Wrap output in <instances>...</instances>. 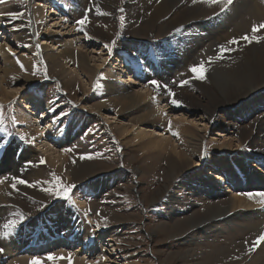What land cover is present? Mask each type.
<instances>
[{"label": "rangeland", "instance_id": "rangeland-1", "mask_svg": "<svg viewBox=\"0 0 264 264\" xmlns=\"http://www.w3.org/2000/svg\"><path fill=\"white\" fill-rule=\"evenodd\" d=\"M187 1L175 4L174 11L165 6L159 11V18H152L156 20L152 26L140 18L142 11L136 7L135 0L0 2V42L13 54L27 55L29 50L22 43L21 30L31 28L32 53L39 58L37 67L24 61L22 73L5 75V81L0 83V165L3 164L0 185L6 177H18L35 185L17 184L9 201L1 206L0 248L4 251L0 254L8 247L3 243H7L16 231L25 225H30V230L21 252L5 258L0 264H13L16 256L42 260L50 255L59 256L64 250L82 257L88 264H227L229 259L232 264H258L254 257L257 251L260 253L262 245L251 253L248 248L260 232L245 230L247 221L240 218L249 210L234 212L240 219L226 224L216 215L224 209L212 213L217 220L212 216L210 222L201 217L212 203L234 196L227 181L217 180L215 175L221 170L209 164L205 151H217L218 146L226 148L225 144L231 143L233 154L241 155L258 169L264 168V71L261 70L264 42L247 44L240 40L237 44H228L234 37L239 39L250 33L252 25L264 18L252 19L248 26L245 23L247 12L239 13V18L222 17L233 10L239 0H233L224 12L219 5L198 0L197 3L205 8L203 20L217 17L215 25L225 30L222 37L214 39L216 45L213 46L208 43V36L203 35L205 31L201 26H185L184 29V24L180 23L185 4L187 7L196 4ZM152 2L150 8L158 5L159 0ZM258 2L264 3V0ZM7 13L18 15L13 19ZM85 17L83 26L77 23ZM258 34L264 35V30ZM48 35L73 39L78 44L74 46L77 54L86 56L85 65L81 66L76 58L72 66L75 72L69 67L52 66L47 52L55 51L54 45H40ZM199 43L202 46L208 43L204 51L211 49L204 58L198 55L203 51ZM220 45L232 51L221 53ZM218 55L223 58L209 59ZM181 59H184L182 64ZM201 60L206 62V78L194 79L190 69ZM100 64V69L96 68L94 73L89 71V67ZM174 64L180 67L173 68ZM170 66H173L170 71L165 69ZM103 70L116 75L115 79H123L121 84L127 83L135 90L144 84L152 86L150 81L153 80L167 85L166 90L161 88L175 94H168L166 102L174 109L169 115L183 117L197 127L200 134L194 138L196 145L185 146L186 142L176 137L167 125V134L158 137L161 138L159 144L166 143V148L159 153L154 143L157 142L156 134L163 133V129L132 125L138 114H131L130 110L96 109L95 87ZM2 72L0 70V76ZM245 73L250 74V78L253 75L256 84L255 90L249 93L241 95L237 88L230 86L223 94L216 86L219 83L216 76L222 75L234 82ZM183 80H191V83L182 84ZM32 96L38 97L35 106L26 105ZM172 99L180 104H172ZM19 109L38 118L33 124L39 126L44 139L52 143L51 148L62 151V160L55 163L45 159L47 153L39 147L38 140H32L27 133L29 129L24 127ZM210 112L211 122L206 120ZM53 126L64 136V147L46 136L48 128ZM172 146L184 155L180 157ZM9 148L12 150L7 156L15 161H19L26 148L34 149L36 155L34 160L16 163L14 169L4 157ZM82 156L91 159H81ZM41 157L44 163L40 162ZM29 167L39 168V173L33 176H39L41 181L31 180L34 178L27 173ZM55 176L64 184L75 185L71 199L43 190L53 188ZM212 185L219 186L218 195L208 193L207 188ZM53 210L55 215L59 213L79 221V231H72L68 225L54 234H41L42 221L50 217ZM248 215L246 217H252ZM10 220H20V223L4 236L8 230L3 226ZM47 238H52L50 245L44 244ZM225 238L234 244L229 253L226 249L230 245ZM221 247H226L223 253ZM217 256L225 257L217 261Z\"/></svg>", "mask_w": 264, "mask_h": 264}, {"label": "bare ground", "instance_id": "bare-ground-1", "mask_svg": "<svg viewBox=\"0 0 264 264\" xmlns=\"http://www.w3.org/2000/svg\"><path fill=\"white\" fill-rule=\"evenodd\" d=\"M153 1L155 2L156 0H153ZM180 1L181 0H159L158 5L150 8L149 6H151V4L153 3L152 0H135V2L137 3L136 7H138L140 11H142V15H140V18L142 19L143 22H150L151 26L154 25L156 22V20L152 21L153 20L152 18H159L158 16L159 11L160 12L163 11L164 10L163 8H165V6L171 7L172 10L170 11H174V8L176 7L175 4H179ZM258 1L239 0L238 3L234 4L235 5L234 9L228 10L227 13H224L222 17L229 18L230 15H232L233 17L239 18V13L243 14L247 12L248 19H246L245 23L246 25L249 26L252 19L254 20V19L264 18V7L262 6L264 5V3H261ZM168 2H172V3L176 2V3L166 5ZM187 2L193 3L191 0H188ZM185 7L186 8L184 9L185 10L184 15H182L181 22H180L184 24V29L186 28L185 26H190V27L191 26H195V27L201 26L202 31L203 32L205 31L203 35L208 36V39H209L208 43L210 42L211 45L213 46L216 45L214 44V39H216L217 41L218 37H222V34H225L224 29H221L220 26L217 27L215 25V23H217L218 18L209 17V18L204 19L205 20L204 21L202 17H204L203 13H204L205 8L201 4L196 3L193 6H189V7H187V5L185 4ZM184 21L186 22V24ZM218 28H220L221 30H219ZM191 30H192V33L195 34L194 30L193 29ZM241 30H245V28L241 27ZM21 32L24 34L22 43L25 44V46L28 48L29 54L27 55L13 54L9 51V49L2 42H0V58L2 61L0 65V68H1L0 70L3 71L2 75L0 76V83H3L5 81V79H3L5 78V75H12V76L16 75L17 76L18 73H22L24 70V66H25L24 61L28 62L32 66L37 67L39 65L38 56L32 53L33 46H34L33 45L34 40H33V37L29 36V34H31V28L27 30L22 29ZM27 32L29 33L27 34ZM97 32H99V30ZM65 39H61L60 37L53 38L51 35H48L43 38V41L40 43V45L47 44V43H52L54 45L53 48H55V51L52 50V51L47 52V56H48L47 59H49V61L52 63V66L53 65L59 66L64 69L66 67H69V69H71L72 72H75L76 71L75 68L72 67L75 59L76 58L79 59L80 65L83 66L85 65L86 56L83 53L79 55L77 54L78 53L77 49H75L74 46H77L78 44L76 42H73V39L71 40L70 39L65 40ZM200 39L202 40L203 38H200ZM208 43L203 46L199 43L203 51L200 52L198 55H204L203 58L206 56L205 55L206 53L211 51V49L208 50V52H206V50L204 51ZM183 52L186 53L187 49L184 48ZM42 60L44 59L42 58ZM114 60L121 61L118 58H114ZM183 62H184V59H181L180 64H182ZM21 65H23V67H21ZM100 66L101 64L99 66L97 65L95 67H89L90 68L89 71L91 73L92 72L94 73L96 68L100 69ZM174 66L175 67L173 66L165 67V69L170 71L172 67L177 68L179 65L174 64ZM257 69H259V65ZM217 70H220V69L217 68ZM217 70L215 71L217 72ZM261 70L264 71V67L261 68ZM113 76H116V75L109 73L108 70H103L102 74L100 75L101 78L96 83L97 86L95 87V93H94V95H98L96 97L97 101L95 102V105H94L96 109H98L99 111L101 110L106 111L109 109L111 110L117 109L118 111L123 110V109L130 110L128 111L129 113L138 114L136 118L133 120L132 125L134 124H137L139 126L146 125L149 127H154L152 129H155V128L163 129L164 134L157 133L156 134L157 137L155 138L157 142L154 143L155 145L154 147L157 150L159 149V153L161 152L162 149L166 148L165 142H162L161 144L158 143L161 140V138H158V137H163L165 134H167L168 132V128L166 129L167 125L169 126V130L172 131L176 137L186 142L185 146L188 144V148H190L191 146L194 147L196 145L194 143V140H195L194 138L198 137L200 134L198 133L199 131L197 130V127L187 122L183 117L181 118L176 117L175 114L174 116L169 115L170 113H172V111H174V109H172L171 107L173 105H169L166 102L168 98V92L165 91L166 89L165 90L162 88L157 89L155 85L146 87V85L144 84L140 87V89L135 90L132 87H129L127 83L121 84L120 82L123 79L121 78L115 79V77ZM249 76L250 74L245 73L244 76L242 77L240 76L239 79H235L234 82L229 81L228 78H225V77L222 78V75L216 76L218 77V80H219V81L217 80L219 83H217L216 86L219 87L220 91L223 94L226 93V90L228 88L230 89V86L231 87L234 86L235 89L237 88V92L238 93L241 92V95H243L242 93H249L255 90L256 88L254 79H252L253 75L251 76V78ZM30 80L31 79H29V81ZM37 98H38L37 96H34V97L32 96L30 99L26 101V105L32 104L33 106H35L37 102ZM21 101L23 100H20V102ZM19 111L23 117V122L25 124L24 127L29 129L27 133L32 137V140H35V141L38 140L39 147L42 149L43 152L47 153V155L45 156V159L51 162H55V163L62 160L64 158L62 151L57 152L53 148H51L50 146H52V143H48L47 140L44 139L45 137L42 136L43 133L40 132L39 126L36 125L35 127V125L33 124L35 121H38L37 120L38 118L31 117L30 115L25 113L23 109H19ZM210 115H211V112L209 113V115H207L208 117L206 116L207 117L206 120L211 122ZM47 126H51V125L48 124ZM262 128L264 130V127ZM30 129H33V132H31ZM48 129L49 130L46 136L47 137L49 136L51 138V141L57 143L58 145H60V147H64L65 138L57 130V127L53 126L52 128H48ZM259 129H261L260 125H259ZM148 143L149 145L151 144L150 141ZM225 145H226V148L222 146H218L217 151H211V152L208 150L205 151L204 156H206V158L210 161L209 164L214 165L216 168L219 167L218 169L221 170V173H217L215 175L217 180L224 179L225 182L227 181L229 184V188H231L232 192H234V196H231L227 200H219L217 202L212 203V205L209 206V211L207 212L204 211L205 213L203 217L201 218H205L206 220H210L211 222L213 220H217L214 216L218 215L221 218L219 220L224 224L233 222V220L243 218L242 220L247 221V224L244 227L245 230L250 228L253 231H259L260 233H262L264 232V205L257 203L256 200H250L246 195H241V194L249 193V192H252V193L264 192V168L258 169L255 166V164L251 165L249 161L243 160L241 155L233 154V150L231 149V143L225 144ZM172 149L174 151L177 150L175 146H172ZM9 150L11 151L12 149L9 148L5 152L4 157H7L5 158V161H8L11 167H14L16 163L19 164L28 159L29 161L34 160V157L36 155L34 149L26 148V150H24L22 154L20 155L18 159L19 161H15L13 157L10 158L9 155L7 156V154L9 153ZM55 153L56 155L52 156V154H55ZM177 153L180 157L184 155L180 150H177ZM1 167H3V164L0 165V168ZM38 171H39V168L29 167L27 173L33 176L34 174L39 173ZM12 178L13 177H9V178L7 177V179L2 180L3 184L0 185V216L2 214L1 206L6 205V203L11 198V195L13 194L12 184L14 181ZM33 178L34 179H31L33 181H39L41 179L39 176H33ZM207 191L209 194L218 195L219 186L212 185L209 188H207ZM222 209L224 210L221 213L216 214L220 212ZM239 209L241 210L243 209L246 211L249 210V213H246V215L238 218L240 215H234V212L238 211ZM252 209H256V211H250ZM55 212L56 211L53 210V214H50V217L42 221V225L40 229L41 234H46V233L54 234L55 232L67 227L68 225H70V229L72 231L73 230L79 231V229L81 228V223L79 221L72 220L70 219L71 217L70 218L64 217L60 215L59 213L55 215ZM212 213H215L216 215ZM253 214H256L257 217H255ZM247 215L252 216V217H246ZM212 216L214 217L212 218L213 220H211ZM220 221H217V222H220ZM203 227L204 226H202V228ZM197 228H200V227H197ZM29 230H30V225H25L23 226V228H20L18 231H16L14 236L11 237L7 243L6 242L3 243L5 247L7 246L8 247L5 253L0 254V263L3 262L5 258L10 257V256H15V254L21 252L26 242V241L24 242L23 240L26 238V235ZM87 236H89V233L86 234V237ZM51 239L49 238H47V240L44 239V242H45L44 244L50 245L49 242L51 241ZM226 240H228V244L230 245V247H227L226 249V251L229 253L231 251L230 248H233L234 244L230 243L232 240H229V239H226ZM261 245L262 247H261L260 253L259 251H257L256 253L257 255L254 257L255 260H258L257 261L258 264H264V244H261ZM224 248L226 247L220 248L222 250L221 253L224 252L225 250ZM58 254L59 256L56 254L57 256H55L56 259L54 260L46 257L40 261L42 262V264H70V261L68 259L70 252H67L64 250L62 253H58ZM224 257L222 256L221 258H219L217 256V261L218 259L219 261H221ZM13 259H14V262H12L13 264H30V262L32 261L31 259L28 260V259H25V257L23 258V257H17V256L13 257ZM229 260L230 261H228L227 264H232L233 262L232 259H229ZM71 264H88V262L84 261L82 257L78 258V256L71 253ZM100 264H104V263L100 262Z\"/></svg>", "mask_w": 264, "mask_h": 264}, {"label": "snow or ice", "instance_id": "snow-or-ice-1", "mask_svg": "<svg viewBox=\"0 0 264 264\" xmlns=\"http://www.w3.org/2000/svg\"><path fill=\"white\" fill-rule=\"evenodd\" d=\"M0 2H2V0H0ZM193 3H197L198 0H192ZM199 2H203L209 5H219L220 6V11L224 12L226 11L232 4H233V0H199ZM7 15L12 16L13 19H15L17 17V13H7ZM87 17H85L84 19L77 21L78 24H80L81 26H83V24L86 22ZM121 20L123 21V17H121ZM123 26V25H122ZM261 30H264V21L257 23H254L251 27V32L250 33H245L244 35H242L241 37H239V39L237 38H233L232 40L228 41V44H237L239 43L240 40L246 42L247 44H252V43H261L264 42V35H259L258 33L261 32ZM178 31V29H177ZM37 47H39V45H37ZM106 47H109L108 45H106ZM220 52L223 53L225 51H232L231 48L226 47V45H220ZM109 50H111L109 48ZM9 51H11V49H9ZM223 56L222 55H218L216 57H210V60H217V59H222ZM205 61L201 60L199 64H194L190 71L194 74V79H199V80H204L205 77V72L207 71V68L205 67ZM21 67H23V65H21ZM151 84L155 85L157 89L163 87L165 89H167V85H161L158 81H150ZM182 84H189L191 83V80H183L181 81ZM168 94L170 96H174L175 94L171 92L170 89H168ZM172 104L175 105H179L180 101L176 100V99H172L171 101ZM2 122V121H0ZM65 151H70V149H65ZM91 159L90 156L88 157H84L82 156L81 159ZM41 163H44L45 160L43 157H41L40 159ZM7 179V177L5 178ZM13 184L12 187L15 188L17 184H28V181L24 180V179H20L18 177H13ZM55 179V185L53 186V188H45L43 189L46 192L51 193L52 195L56 196V197H62V198H66V199H71V192L72 189L75 187V185L73 184H64L61 182V178L58 176L54 177ZM28 186L30 187H34V184H28ZM241 195H246L250 200H256L257 203L264 205V192H257V193H243ZM24 217L21 216L20 220H23ZM20 220H10L8 221L6 224H4V228L7 229L8 231H5L3 233L4 236H7L9 234V231H11L12 229H14L19 223ZM97 227H99V225H97ZM245 243H249L248 241H245ZM261 244H264V232L260 233L256 239L254 241L251 242L248 251L249 253L253 252L256 250L257 247L261 246ZM4 249L0 248V252H3ZM49 259H56V257L54 256H49ZM70 264H71V254H69L68 257ZM30 264H42V262L37 259L34 258Z\"/></svg>", "mask_w": 264, "mask_h": 264}]
</instances>
